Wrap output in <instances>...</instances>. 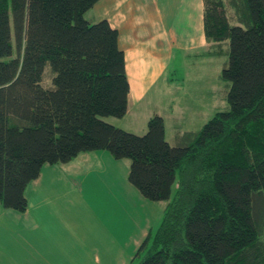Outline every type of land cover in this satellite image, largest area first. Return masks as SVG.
Returning a JSON list of instances; mask_svg holds the SVG:
<instances>
[{
    "label": "trees",
    "instance_id": "trees-1",
    "mask_svg": "<svg viewBox=\"0 0 264 264\" xmlns=\"http://www.w3.org/2000/svg\"><path fill=\"white\" fill-rule=\"evenodd\" d=\"M97 1L0 0V206L23 213L42 166L105 151L164 202L130 264H264V0H203L229 109L174 147L157 115L142 136L104 121L126 114L128 82L116 30L84 17Z\"/></svg>",
    "mask_w": 264,
    "mask_h": 264
},
{
    "label": "crops",
    "instance_id": "crops-1",
    "mask_svg": "<svg viewBox=\"0 0 264 264\" xmlns=\"http://www.w3.org/2000/svg\"><path fill=\"white\" fill-rule=\"evenodd\" d=\"M203 8V0H99L84 15L91 24L106 21L116 30L117 45L124 55L126 114L120 119L105 118V122L141 136L146 132L147 121L157 115L163 120L166 142L174 147L183 143L184 132L196 130L192 128L194 118L183 116L224 100L222 67L210 66L221 55L209 53L213 47L204 37ZM80 155L58 166L71 170L67 173L71 181L74 170L87 163L88 159L79 158ZM68 186L75 199H80L75 185L71 182ZM39 207L41 213L30 210L27 202L26 210L18 213L0 206V263L45 264L44 259L50 256L55 259L54 264H61L56 251L59 221L44 218L41 204ZM13 225L15 229L24 228L27 234L23 235V230L10 244ZM147 233L145 229L134 242L135 252Z\"/></svg>",
    "mask_w": 264,
    "mask_h": 264
},
{
    "label": "rangeland",
    "instance_id": "rangeland-1",
    "mask_svg": "<svg viewBox=\"0 0 264 264\" xmlns=\"http://www.w3.org/2000/svg\"><path fill=\"white\" fill-rule=\"evenodd\" d=\"M226 11L232 19L233 11L230 8ZM225 47L227 50L228 45ZM216 57L210 66L217 69L222 67V70L227 57L225 53ZM51 78L52 73L47 64L42 75L44 87H51ZM228 109L223 100L214 107L183 117L194 118L192 128L197 130L215 111ZM190 111L188 105L187 113ZM178 123H181V120ZM80 157L88 160L85 165H80L78 170H74L72 181L67 177L71 170L65 166H42L38 178L28 185L24 193L28 207L41 213V204L44 218L59 221L56 251H59L61 264H130V255L135 253L134 242L140 239L145 229L147 232L155 231L162 217L164 202L144 199L127 182V161L114 160L105 151L85 153ZM68 182L75 185V194H79L80 199H75V195L71 194ZM28 190L29 194L26 193ZM175 190L176 185L172 187L171 198L174 197ZM14 227L13 225L12 228ZM23 230L24 228H14L10 231V244ZM30 231L31 229L28 234ZM22 234L26 235L27 230ZM262 240L264 241V235ZM138 261L136 260V263ZM44 262L54 264L55 259L49 256Z\"/></svg>",
    "mask_w": 264,
    "mask_h": 264
}]
</instances>
